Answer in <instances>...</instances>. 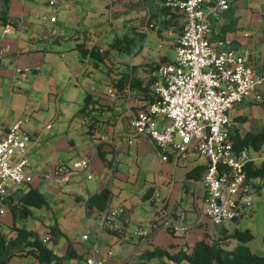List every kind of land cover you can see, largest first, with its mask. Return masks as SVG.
<instances>
[{"label":"crops","instance_id":"1","mask_svg":"<svg viewBox=\"0 0 264 264\" xmlns=\"http://www.w3.org/2000/svg\"><path fill=\"white\" fill-rule=\"evenodd\" d=\"M46 1L0 0V135L21 118L19 117L20 109L16 107V104L21 103L22 94L14 93V89H25L28 86V92L35 93L32 97L35 101V104H32V109L35 110L33 117L40 116L41 112H37L36 109H43L46 105L45 93L48 94L54 90L61 95L68 93V98L63 101L64 108L58 110L56 107L54 115L50 116V108L47 105L45 115L39 121L35 122L31 119L23 125L24 130L34 135V141L28 144L30 169L34 176L27 185L37 187L41 181L48 178L53 179L52 181L60 190L59 184L62 181L70 183L69 194L73 200H77V203L85 205L86 208L82 213L86 214L87 223H94L97 233L95 237H92L90 232L85 230L78 235L77 239L62 241L61 236L64 231L56 225L58 219L53 214L52 217L56 219L55 238L39 233L42 228L47 234L54 229L49 228L44 221L40 224L33 221L34 228L29 227V229L47 238L48 243L52 242L54 251L60 255L66 251L69 241L78 253L87 252L85 249L93 241L97 239L98 242L100 229L114 233L115 240L121 244L125 239L127 223L117 219L114 225L103 226L104 211L89 207L85 202L103 185L109 186L111 181L108 204L111 208H126L132 217L136 211L138 216L133 219L137 222H143L152 215L160 220L172 217L177 222L187 224L188 228L184 232L175 233L170 228L158 226L149 230L146 239H139L136 235V240L132 241L133 247L130 253L128 254V251L124 249L125 245L121 244L122 250L119 254L114 252L112 257L107 259L108 264H125L131 258L134 263L147 264L155 259L138 262L139 255L145 248L161 246L172 251L185 244L191 246L203 236L204 232L211 234L213 231L208 219L198 217V210L204 202L205 186L201 179L194 180L186 177V171L179 175L178 180L168 183V189L160 196V200H156L158 195L156 188L146 185V187H140V193L137 194L138 200L128 201L129 206L121 201L124 190L129 191L130 186L138 179L142 182L146 179L142 177L141 172L146 170L150 158L153 159L156 152L148 137L135 134L131 129L130 113L144 108L152 100L148 86L154 77L155 68L160 63L174 59L176 39L183 28V16L171 8H163L159 0H59L56 18L50 21L48 17H45L47 14L48 16L52 14ZM215 2L216 0H204L203 3V9L208 12L211 24L209 37L212 44L218 48L232 47L238 52H247L249 64L258 69L264 62V0H227L226 9L212 10ZM47 7L49 10L46 9ZM106 13L109 15L107 18H105ZM123 15L127 16L126 26L131 30L118 34L115 21ZM5 28H7L6 31ZM109 30L110 34H108ZM109 35L112 37L108 42L106 38ZM139 36L144 37V44L141 38L140 44L137 43ZM116 38L117 40L123 38V41H128V45L125 48L119 47V44L116 45L117 42L114 43ZM163 41H166V44L169 42L173 54L163 48ZM149 43H154L157 48L150 49ZM78 44H82L87 49L97 47L99 50L107 49L108 51L103 59L97 60L99 62L96 64L94 57L81 55ZM122 51L127 52L126 60L128 61L111 59L116 54L120 55ZM15 66L29 69L19 82L12 79ZM122 77H125V81L121 80ZM75 79L78 83L73 85L72 82ZM89 79L93 82H89ZM81 84L83 88H80ZM261 92L260 98L250 94L239 103L249 104L251 108L256 107L253 103L264 98V86ZM74 94L75 97H72ZM29 95L27 100L30 99ZM86 96H89L86 111H80L81 105L86 102ZM11 104L14 105L12 108ZM65 108L77 109L78 117L72 129L70 124L66 127V124L59 119L58 115L62 116ZM231 108L228 111V128L232 137L243 130L257 132L264 128V110L260 113L258 112L260 110L252 111L255 116L249 118L245 110L247 107L238 114H232ZM49 122L50 126L46 127ZM74 134L79 135L77 138L81 144L75 143V138L72 137ZM98 143L102 144L110 164H106L98 154ZM72 150H75L79 157L94 151L92 163L88 169H73L66 178L53 177L51 173H48L57 162L68 164V160L73 158ZM263 151L264 149L255 151L254 155H250L248 151L253 164L261 161L260 156ZM255 157L258 158L255 159ZM129 159L135 165H130ZM157 159L156 167L160 164L168 167L172 155L169 154L166 160H161L157 153ZM198 163L200 162L198 161L195 165ZM37 168L42 169L43 172H36ZM143 173L145 175L147 171ZM155 173H158V168L155 169ZM74 180H76L75 183ZM55 184L51 183L50 190L58 194L59 190L56 189ZM199 184L203 186L202 193H199ZM21 185L23 184L13 186L10 193L0 202V204L7 203L12 214L19 207L17 196L28 188H21ZM112 186L116 187L120 194L113 193ZM263 186V178H254L252 185L254 193H259ZM188 192L192 194V203L185 206L183 200ZM147 204L153 206L149 216L143 215L141 209ZM132 205H138L140 211L137 212L136 208L132 209ZM69 210L70 208L65 213ZM76 212L78 213V209ZM29 213H31L30 207L27 214ZM11 222L7 219L8 228L2 231L8 232L9 235L13 232L14 235V230L9 229L12 226ZM13 225L16 224L13 222ZM222 227L229 231L222 223L220 229L213 233L222 234L220 232ZM83 234H87V238H83ZM98 247L100 256L105 255V251L111 248L108 246L104 249L105 246L99 245V242ZM81 258L78 260L73 257L65 261V264H81L82 262L85 264L84 257ZM24 259L25 263H21L14 257L11 258L10 263L26 264L29 259L26 257ZM182 264L187 263L182 262Z\"/></svg>","mask_w":264,"mask_h":264},{"label":"built area","instance_id":"2","mask_svg":"<svg viewBox=\"0 0 264 264\" xmlns=\"http://www.w3.org/2000/svg\"><path fill=\"white\" fill-rule=\"evenodd\" d=\"M159 1L183 16V28L176 39L174 59L160 63L154 72L150 86L153 99L144 108L130 113L129 124L135 134L151 140L161 160L171 154L175 164L187 158L190 149L205 157L207 166L201 179L205 194L198 217L207 218L214 232L216 224L225 220L236 222L254 198V177L245 171L251 156L246 148H234L228 111L250 94L256 98L262 96L264 62L256 69L249 64L247 52L212 44L204 0ZM46 2L52 11L49 20L54 21L59 0ZM227 7V0H216L212 10ZM28 71L15 66L12 79L19 82ZM49 126L50 122L46 124ZM32 141L34 135L24 130L22 118L0 135V201L14 185L32 181L34 173L28 157V144ZM93 153L80 157L73 166L57 162L50 173L53 177L66 178L75 167L86 170L92 163ZM260 159L264 163V151ZM116 219L133 222L134 233L141 238L158 226L171 228L175 233L188 228L172 217L160 220L152 215L136 222L126 208L107 205L102 222L114 225ZM82 237L87 238V234ZM181 247L186 250L190 246ZM86 251L85 264H108L107 259L114 253L109 248L100 256L97 239Z\"/></svg>","mask_w":264,"mask_h":264},{"label":"rangeland","instance_id":"3","mask_svg":"<svg viewBox=\"0 0 264 264\" xmlns=\"http://www.w3.org/2000/svg\"><path fill=\"white\" fill-rule=\"evenodd\" d=\"M46 5L50 8V5L47 2H46ZM48 7L46 8L47 10H49ZM108 13L105 14V18L109 17ZM43 15H45V14H43ZM43 15H42V18L44 19ZM45 17H48V19H49L48 14L45 15ZM115 22L117 25V33L118 34L127 33L128 30L129 31L131 30L130 28H128L126 26L127 16L123 15L122 18H119L118 21H115ZM106 23H107V20H106ZM111 31H112V29H111ZM67 32H69V31H67ZM108 34H110V30L108 31ZM111 35H109L108 38H106V36H105L103 38V40H105V38H106V40L109 42L110 37H112ZM169 37H171V36H169ZM140 38H141V36H139L137 39V43H139V44H140ZM141 41H142V44H144V37L141 38ZM117 43L120 45L119 47L123 46L124 48L126 47V45H128V41H125V40L123 41V39ZM148 46L150 47V49L151 48L152 49L157 48V46L154 43L153 44L149 43ZM162 46L164 49L169 50L170 54H173V49L169 45V42H167V44H166V41H163ZM115 52H118V51H115ZM127 57H128L127 52L122 51V52H120V55L116 54L115 56H112L111 59L115 58L116 60L121 59V60L125 61ZM126 61H128V59ZM89 82H93L92 79H89ZM72 83H73V85L77 84L78 83L77 79H75ZM15 87H16V85H15ZM80 88H83L82 84H81ZM28 89H29L28 86L25 89H14V93L22 94L21 103L18 102L16 104V107L18 109H20L19 117L22 118V127L27 120L34 119L35 122L39 121V119H41L45 115L44 112H46L47 105H49V108H50V113H51L50 116L54 115L56 107L58 110L60 108L65 107L63 104V101H66V99L68 98V93L65 92V94L61 95L60 93L58 94L57 90H54L51 93H48V94L45 93L44 94L46 105L44 106L43 109L42 108L36 109L37 112H41L40 116H37V117L34 116L33 117L32 114L35 112V110L32 109V104H35V101L32 100L33 99L32 97L35 96V93L33 91H32V93H29ZM37 91H40V90H37ZM40 94L41 93H39V95ZM28 95L30 96V99L27 100ZM72 97H75V94ZM47 98H48V100H47ZM253 104L256 107L251 108L252 106L249 104L238 102V104L236 103L235 106L233 105L234 107L231 108L230 112L232 114H238V113L243 111L242 110L243 108L245 109L247 107L245 109L247 111L246 114L248 115L249 118H253L255 115L253 114L252 111L260 110V111H258L260 113L261 111L264 110V98L258 99ZM13 106L14 105L11 104L10 107L12 108ZM11 108H10V113L12 112ZM24 110H25V112L23 113ZM85 110L86 109H84V108L82 109V111H84V112H85ZM76 112H77L76 108L75 109L65 108L63 110L62 116L61 115H58V116H59V119L62 120L66 124V127H67V125L70 124V129H72L76 125V119L78 117ZM32 125L35 126L34 124H32ZM239 132H241V131H239ZM72 137L75 138L76 144H81V142L77 138V137H79L78 134H77V136H76V134H74V135H72ZM41 142L44 143L45 141H41ZM77 149H79V148L77 147ZM75 150H72L73 158L71 160H68L69 161L68 164L70 166H73L74 161H76L80 158L78 156L79 154H77V152ZM248 151H249L250 155L255 154V151L252 149L248 148ZM155 153H154V158L153 159L150 158V160L147 164V168L145 170V171H147V173H145V175H144L143 172H145V171L142 170L143 172H141L142 177H146V179L143 182L138 179L136 182H134L132 184V186H130L129 191L124 190L122 192V194H121L122 197L120 196L121 201H124L128 206H129V204H128L129 200H138L137 198L139 196H137V194L140 193V187H146V185L153 186L156 188V191L158 194L156 196V200H160V196L162 194H164V192L168 189V187H167L168 183H171L173 180H176V179L178 180L180 174L182 175L185 171L190 169L198 161L201 162V161L205 160V157L199 155L195 151V149H190V150H188L187 158L179 159L176 164H174L172 162V160H170V164L168 165V167L166 165L164 166V164H160L158 167H156L158 159H157V152H155ZM257 158L258 157H255V159H257ZM129 164L135 165V164H133L132 160L130 161V159H129ZM156 168H158V173L154 174V171ZM75 169H79V168L75 167ZM35 171L36 172H43L42 169H38V168ZM50 172H48V173H50ZM52 180L53 179L47 178V180L44 179L43 181H41L37 185L38 189H40L47 196L48 204H46L45 206H42V207L29 206L30 210H31V213H29V214H26V213L21 214L20 213L21 212L20 207H17L16 210H14V212L12 214L7 203H1L0 204V230H6L8 228L7 219L12 221L11 222L12 224L14 222V224H16V225H25L28 228L29 227L34 228L32 225L33 221H34V223H37V224H40L41 221H44L46 223V225H48L49 228H54V229H51L50 233L47 234L46 230L44 228H42L40 231L38 230L39 233L42 235H44V234L49 235V237L52 236V238H55V234L57 232L55 231L56 229L54 227V223L56 222V219L54 217H52V214H53L58 219L56 225H58V227H61L64 231V234L61 236L62 241H64V240L66 241L67 239H77L78 235L82 231H85V230H88L90 232V234L92 235V237H95L96 233H97L96 232L97 229H96V227L93 226L94 223L92 224V222H88L89 223L88 224L86 214L82 213L86 208L85 205L81 204V203H77V200H73V197L69 194L70 183L68 184V182L62 181L59 184V186H61V189L59 190L57 185ZM73 182L75 183L76 180H74ZM51 183L55 184L56 189L59 190L58 194H54L50 190ZM17 185H19V184H17ZM110 186H111V181H109V187ZM24 187H28V185L27 184L21 185V188H24ZM198 189H199V193L203 192V186L201 184H199ZM141 190H142V188H141ZM252 190L254 192V189H252ZM112 192L113 193L118 192L116 187L112 188ZM118 194H120V192H118ZM60 197L63 198V200H61ZM191 200H192L191 192L186 193L184 196V200H183L184 205L185 206L190 205L192 203ZM109 202H108V204H109ZM112 203H114V201H112ZM46 207H49V209H46ZM131 207H132V209L136 208L137 212L140 211V207L138 205H132ZM68 208H70V210L67 213H65V211ZM77 209H78V213L76 212ZM141 209L143 210L142 211L143 215L146 214L149 216V214L152 212L151 210L153 209V206L150 204H147V205L142 206ZM48 212H49V214H48ZM133 216H134L133 218H137L138 215L136 214V211H134ZM203 223L206 224L205 222H203ZM222 223H224V225L227 227V229L229 231H231V229L233 228L235 223H236L235 226H237V228H241V229L249 226L250 231L254 234V238H252L251 240L248 241V244H249L251 250L256 252V253L264 254V186L259 193L258 192L254 193L253 201L249 204V207L247 206V208H245L244 213L237 220V222L232 221V220H225ZM12 224H10V225H12ZM221 224H216L214 226L213 230L215 232H216V230L218 231L221 227ZM125 225H126V232L124 234L125 239H124V242H122L121 244L125 245L124 249H126L128 251V254H129L132 247H133L132 241L136 237L139 238V236H136V234L134 233V227H133L134 223L133 222L127 223ZM9 229H11V228H9ZM10 235H13V232ZM115 238H116V235L114 233L107 232L104 229H100L99 236H98L99 245H102V246L104 245L105 246L104 249L108 248V246H111V249L116 254H119V252H120V250H122V248H121V244L119 242H117L115 240ZM105 241H107L106 244L104 243ZM222 241H223V245L228 246V247H231L237 243V239L234 237H228ZM51 244H53V243L51 242ZM107 244H109V245H107ZM185 245H187V244H185ZM16 259H18L21 263H23V262L25 263V259L21 258L20 256H16ZM151 262H153V261H151ZM151 262H149L147 264H151ZM30 263H33V260L32 261H30V260L26 261V264H30ZM34 264H37V263H34ZM81 264H83V262ZM125 264H146V263H136V262L134 263V261L131 258Z\"/></svg>","mask_w":264,"mask_h":264},{"label":"trees","instance_id":"4","mask_svg":"<svg viewBox=\"0 0 264 264\" xmlns=\"http://www.w3.org/2000/svg\"><path fill=\"white\" fill-rule=\"evenodd\" d=\"M164 7L170 8L163 5ZM122 39L118 38L117 40L116 38L114 43L120 42ZM78 47L81 49V55L83 57L86 55L94 57L96 64L99 62L97 60L103 59L108 51L107 49L99 50L97 47L87 49L82 44H78ZM121 80L125 81V77H122ZM151 82L148 89L149 96L153 99V93L150 87ZM87 97L89 96H86V102L80 107L81 111L83 108L86 109ZM233 139L236 150L249 148L254 151H259L260 149H264V128L257 132L246 130L241 133H236ZM97 152L106 164H110V159L107 158L106 151L102 148L101 143L97 144ZM206 166V160L192 166L186 171V177L194 180L202 179ZM245 171L250 177L263 178L264 163L260 161L258 164H253L249 160L245 164ZM109 198V186L103 185L98 191L91 194L85 202L89 207H95L98 210L104 211L108 205ZM17 200V205L21 208V214H27L29 212V206L42 207L48 204L47 196L34 186H29L22 194L18 195ZM108 225L107 223H103V226ZM10 228L14 230V235H8L7 232L0 230V264H11V258L16 256H20L21 258L26 257L37 264H64L65 261L73 257L79 260L82 259V256L85 261L87 252L84 253L83 251L78 253L70 241L67 244L66 251L60 255L54 251L52 244L44 240V237H41L35 230L26 228L24 225L13 224ZM220 232L222 234L217 235L212 232L211 234L204 232L203 236L197 239L186 250L182 247L172 251L161 246L145 248L141 251L138 262H148V260L154 258L155 261L151 262V264H182V262L187 264H264V254L252 251L248 244V241L254 238V234L249 228L245 227L241 229L233 226L231 231H227L226 228L222 227ZM148 235H146V238ZM228 237L236 238L237 243L231 247L223 245L222 240ZM139 239H141L140 236Z\"/></svg>","mask_w":264,"mask_h":264},{"label":"clouds","instance_id":"5","mask_svg":"<svg viewBox=\"0 0 264 264\" xmlns=\"http://www.w3.org/2000/svg\"><path fill=\"white\" fill-rule=\"evenodd\" d=\"M28 183H30V182H28ZM22 184H27V183H22ZM14 186H15V185H14ZM4 198H5V197H4ZM4 198H3V199H4ZM3 199H2V200H3ZM2 200H1L0 202H2ZM46 240H47V239H46Z\"/></svg>","mask_w":264,"mask_h":264}]
</instances>
